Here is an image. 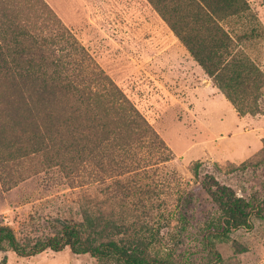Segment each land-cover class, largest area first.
Wrapping results in <instances>:
<instances>
[{
	"label": "rangeland",
	"instance_id": "rangeland-1",
	"mask_svg": "<svg viewBox=\"0 0 264 264\" xmlns=\"http://www.w3.org/2000/svg\"><path fill=\"white\" fill-rule=\"evenodd\" d=\"M3 1L31 33L59 42L54 55L68 62L59 70L106 75L154 134L141 124L109 133L83 168L52 152L8 155L0 163V225L28 245L53 234L57 218L74 219L94 244L114 241L146 257L201 264V233L219 214L202 186L205 174L237 195L264 200V96L261 113L239 114L150 0H41L48 17L37 0ZM247 1L245 14L222 24L264 72V0ZM101 100L106 129L121 131L128 122L116 116L113 97ZM8 128L5 150L31 141L19 122ZM215 246L217 264H264V217L252 214L249 227ZM0 264L117 263L65 246L29 256L0 250Z\"/></svg>",
	"mask_w": 264,
	"mask_h": 264
},
{
	"label": "trees",
	"instance_id": "trees-1",
	"mask_svg": "<svg viewBox=\"0 0 264 264\" xmlns=\"http://www.w3.org/2000/svg\"><path fill=\"white\" fill-rule=\"evenodd\" d=\"M150 1L237 112L261 113L258 100L264 96V72L239 46L240 37L222 24L229 17L245 14L248 1ZM37 2L48 17V6L41 0ZM23 22L18 12L0 0V163L8 155L46 151L65 158L68 165L83 168L90 150L102 152V143L109 133H126L130 131L125 129L128 125H143L146 132L154 134L112 80L100 72L90 76L59 70L68 64L64 58H58L63 55H54L59 42L51 38L49 43L47 37L31 33ZM59 34L60 40L73 45L66 31L59 29ZM106 95L113 97L116 116L128 122L119 132L106 129L101 100ZM16 122L23 125L25 130L21 132L28 134L31 141L14 142L13 151L9 146L5 150L8 125ZM202 186L216 203L219 214L206 222L201 233L205 252L201 264H217L221 254L215 240L227 237L239 227H249L252 214L264 217V200L237 195L230 186L209 174H205ZM57 222L59 226L53 234L37 237L28 245L18 240L9 225H0V250L11 249L18 255L29 256L47 248L57 251L68 246L74 253L88 252L98 260L112 259L117 264H174L143 256L114 241L94 244L83 237L77 220L57 218Z\"/></svg>",
	"mask_w": 264,
	"mask_h": 264
},
{
	"label": "crops",
	"instance_id": "crops-1",
	"mask_svg": "<svg viewBox=\"0 0 264 264\" xmlns=\"http://www.w3.org/2000/svg\"><path fill=\"white\" fill-rule=\"evenodd\" d=\"M186 60H187V58H186ZM197 67H200V65H198ZM213 88V87H212ZM232 109H234L232 106H230Z\"/></svg>",
	"mask_w": 264,
	"mask_h": 264
}]
</instances>
